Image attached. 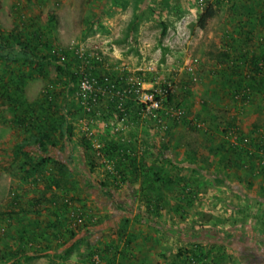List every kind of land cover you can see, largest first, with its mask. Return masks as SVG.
<instances>
[{
	"label": "rangeland",
	"instance_id": "obj_1",
	"mask_svg": "<svg viewBox=\"0 0 264 264\" xmlns=\"http://www.w3.org/2000/svg\"><path fill=\"white\" fill-rule=\"evenodd\" d=\"M1 2L0 34L28 39L42 34L41 41L61 62H0V83L23 82L28 104L67 116L75 138L87 140L90 153L87 157L83 148L59 139L47 163L40 162L37 147L28 148L35 159L17 155L22 129L0 101V264H93L98 255L101 264H109L103 256L113 254L114 264H122L118 248L131 238L138 250L142 234L152 245L140 249L151 253L152 263L141 264H259L264 259V248L243 247L241 239L237 244H181L187 237L176 223L177 217L188 225L210 219L203 213L213 201L219 208L214 219L222 229L236 215L238 224L247 223L244 200L235 202L230 191L214 187L199 171L205 193L198 195L183 176L192 175V169L181 164L198 149L203 171L212 169L220 179L233 176L244 180L248 191L258 190L252 179L260 180L264 151L254 148L247 154L243 143L264 139L262 94L243 101L248 97L231 88L230 80L238 86L256 50L264 49V0ZM211 6L215 16L201 28V15ZM61 64L68 65L69 74L58 72ZM233 124L238 128L229 127ZM222 167L233 175L224 176ZM121 172L129 178L112 198L108 192L116 188ZM152 187H159L172 205L165 214L170 223L165 232L148 228L151 215L150 220L139 217L149 208L145 194L156 195ZM178 207L187 214H172ZM255 222L260 223L258 217ZM121 224L128 235L118 240L115 231ZM74 236L84 242L74 246ZM87 240L103 256L95 252L88 257ZM18 247L24 249L20 254Z\"/></svg>",
	"mask_w": 264,
	"mask_h": 264
},
{
	"label": "trees",
	"instance_id": "obj_2",
	"mask_svg": "<svg viewBox=\"0 0 264 264\" xmlns=\"http://www.w3.org/2000/svg\"><path fill=\"white\" fill-rule=\"evenodd\" d=\"M2 8V2L0 0V9ZM215 16V10L211 6L206 10L205 13L201 15L200 22H198L199 26L201 28H205L207 26V22L212 19ZM41 35L42 34H32L31 37L28 38H20L18 35L13 36L12 34L4 35L0 34V62L2 63H13V64H31L36 63V61H40L43 63H46L48 60H53L54 62L60 63L61 60L57 58L51 51V47L49 44L44 43L41 41ZM44 47V48H42ZM258 53H255L252 60V66L249 68V74H247L246 78H243L240 80L238 86L236 85L234 87L237 92L244 91L243 98L246 96L248 99H245L243 101H248L251 97L254 99L256 95L262 94L264 96V49H258L256 50ZM37 64V63H36ZM67 64H61L57 67V70L60 74L66 75L69 74V71H67ZM23 81V80H21ZM22 85L23 82L16 83L12 79L10 82H2L0 83V101L5 105L9 106V111L11 114H13L14 120L16 122V125L18 128L22 129L21 133V139L18 144V148H16V154L17 155H23L26 156L28 159H35V157L32 156V152L28 150L30 147H37L36 151H39V157L41 163H47L51 158H49V150L51 147L57 148V141L59 139L62 140L63 144L66 145H74L77 147H81L84 149V152L86 153V156H88V153H90V148L88 146L87 140L83 141L82 139L79 140V138H75V132L73 125L68 121L67 116H63L61 113H58L57 111L52 110L51 108H47L44 106H41L40 104H28L26 100L22 97ZM259 93V94H256ZM241 94V93H240ZM239 94V95H240ZM251 95V96H250ZM264 100V97L263 99ZM264 103V101H263ZM62 111H65V108H62ZM67 114V111H66ZM64 117V118H63ZM234 124L229 126L233 127ZM237 127V126H235ZM238 128V127H237ZM60 136H59V135ZM249 141V142H247ZM245 143H243L245 146V151L247 154L252 155V152L254 148L258 150L259 152L264 151L262 143H264V139L260 140L259 142H254L253 140L247 139ZM156 148V146H154ZM170 149V148H169ZM198 152H200L197 149ZM170 152H172V149H170ZM198 152H191L190 156L186 158V160L191 164L193 163V166L197 167L199 166V163L197 162V153ZM162 155L160 156V158ZM173 158H170V162L173 165L175 162H173ZM64 166V165H63ZM246 166V165H245ZM61 168V165L58 166ZM96 168V164L94 161L91 160L90 163V170L93 171V169ZM220 169H224L223 167ZM128 175L125 172H121L120 180H114V183L116 184V188L109 191L108 194L113 198L116 195L115 192L119 189V186L122 181L128 180ZM147 180L143 182V184H146ZM130 183V182H128ZM147 189V188H146ZM152 192L155 196L147 197L148 206L151 207V204L153 203L152 198L156 197L157 199L162 201L165 198L164 194H161V189L159 187H152ZM147 210L145 213L146 216L139 215L140 219H149L150 215L153 217V214L151 211ZM150 211V212H149ZM149 216H148V215ZM155 217H161L160 211L157 210ZM150 220V219H149ZM127 221L125 222V224ZM123 225V226H121ZM115 233L118 235V240L126 238V235H128V231L126 228V225L121 224ZM71 235L74 234V230H71ZM81 236L73 237L70 243H73L74 246L80 245L83 241V238H79ZM86 243V255L89 257L95 256L94 253L98 252L101 253L103 256V251L98 250L95 243L87 240ZM29 241H26L25 244H28ZM116 243V241H113ZM112 242V245L114 244ZM24 244V246H25ZM117 247V246H114ZM120 256H122L123 263L131 262V264H139L138 263V255L141 253L139 251H133V244L131 238H128L126 241V246L123 248H118ZM24 249H21L18 247L17 252L20 254ZM134 252V255H133ZM98 255V254H97ZM99 259L102 260V257L100 255ZM113 256V257H112ZM110 255V257L103 258L109 263L114 264L116 261V254ZM15 255L13 256V258ZM101 257V258H100ZM103 261V260H102ZM121 264V263H119Z\"/></svg>",
	"mask_w": 264,
	"mask_h": 264
},
{
	"label": "crops",
	"instance_id": "obj_3",
	"mask_svg": "<svg viewBox=\"0 0 264 264\" xmlns=\"http://www.w3.org/2000/svg\"><path fill=\"white\" fill-rule=\"evenodd\" d=\"M231 82V88L236 86V80H233L231 78L230 80ZM225 97V94H224ZM264 96H262L263 99ZM264 101V100H262ZM175 158H173L174 161ZM183 167L192 169L193 174L192 175H187L186 176V172H184L183 176L185 179V184H190L193 185L192 187H195V192L198 193H205L204 191H200V184L202 181V177L198 176L197 171H199V173L203 172L204 175L207 177L208 180H210V182L213 184L214 187L216 188H220L223 187L225 189H227V191H230V193L232 194L231 197L233 200H235V202L238 201H242L244 200V202H246V207H245V212L243 213V216L245 218H248L247 223L242 225V224H238V218L237 215L234 216V218H229V219H235L234 223L232 224H227L225 223L226 226L223 227V229L221 228V224L217 223L216 218L214 219V214H216L218 212V202H211L210 207L206 208L209 211H207L206 209L204 210V207L202 208V211L204 210L203 216L204 215H211L212 217L210 219L208 218H203L200 220H197L196 222H192L190 225H188L185 221L181 220L180 217H177V221L176 223H178L179 225L177 226L178 231L182 234L185 235L186 238L184 239H180V243L183 244V241H187L189 243L191 242H198L199 244L202 243H209V244H215V245H219V244H223V243H230L232 244L235 241H238V239H241L239 241H241V243L243 244V247H253V246H257V247H261L264 248V228L262 225H264V183H262V181H264V168L261 169V173H258V178H260L259 182H256V179H252L253 183H257L258 185V190H250L248 191L247 187L244 186V180H240V179H234V177L232 176L231 179L228 178H218V174L213 173V170H208V171H203L204 168H201L202 164L199 163V166L195 167L193 166V163H189L186 159L183 160L182 164ZM220 171L222 172V174L224 176H227L228 171L226 169H220ZM228 175H233V174H228ZM188 177V178H187ZM255 177V176H254ZM221 182V183H220ZM252 183V182H251ZM189 190V187L186 188V191ZM147 193H150V190H147ZM154 194V193H153ZM189 194V193H188ZM150 195V194H147ZM185 195V194H182ZM207 197L210 198H215V200H219V196L216 197L213 194H211L210 192L206 193ZM166 197V195H165ZM153 203L151 204V207L149 208V210L151 211V213L153 214V217L151 216V226L148 227L152 230H156L157 228L160 229L162 228L163 232H165V230H168V225H170V223L168 222L166 215L170 214L169 212L171 211L172 205H170L168 202V198H164V200L159 201V200H155L157 199L156 197L152 198ZM166 199V200H165ZM197 197L195 202L197 203ZM225 205H227V202H224ZM179 204L176 205V207ZM168 206V208L166 207ZM228 207H230V211L234 212V210H236V206L234 205L233 207L231 206V203H229L227 205ZM157 210L160 211V215L161 217H155L154 215H156ZM149 211V212H150ZM178 211V212H177ZM229 211V210H228ZM162 213H163V218H162ZM187 214L186 210L184 211L182 207H178L177 210L172 209V214ZM230 215V214H229ZM174 216V215H173ZM257 217L259 218V224H256L255 221H257ZM231 221V220H230ZM170 227V226H169ZM176 228V227H175ZM219 229V230H218ZM171 231L169 230V236H170ZM139 236V235H138ZM141 241H137L136 245L139 247L138 250H134V251H139L141 252L137 259H138V263L141 264L142 262H150L151 261V256H149V251H144L143 249H140L141 246L147 247V250L150 249V246L152 245L151 242L149 241V238L145 235H140ZM164 237V235H163ZM166 237V235H165ZM233 244H237V243H233ZM133 248H134V243H133ZM143 248V247H142ZM254 257V256H253ZM254 260L259 261L260 259L256 257H254ZM152 263V262H150ZM259 264H264V259L262 258L261 261L259 262Z\"/></svg>",
	"mask_w": 264,
	"mask_h": 264
},
{
	"label": "built area",
	"instance_id": "obj_4",
	"mask_svg": "<svg viewBox=\"0 0 264 264\" xmlns=\"http://www.w3.org/2000/svg\"><path fill=\"white\" fill-rule=\"evenodd\" d=\"M196 126H198V127H200V128L202 127V125L199 124V123H196ZM231 130H232V131H231L230 133L233 134V135L235 136L236 140L239 139L240 136H239V133H238V131L236 130V128H231ZM238 136H239V137H238ZM235 144H237V142H236ZM262 152H263V151H262ZM78 222H81V220L79 219ZM72 226H73V225H72ZM72 226H71V227H72ZM73 227H74V226H73ZM93 264H101L100 261H99V258H97V256L94 257V259H93Z\"/></svg>",
	"mask_w": 264,
	"mask_h": 264
}]
</instances>
